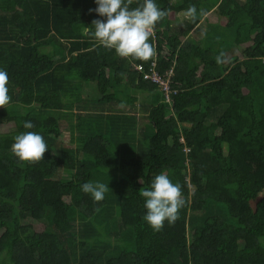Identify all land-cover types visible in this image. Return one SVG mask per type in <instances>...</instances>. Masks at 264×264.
<instances>
[{"label": "trees", "instance_id": "1", "mask_svg": "<svg viewBox=\"0 0 264 264\" xmlns=\"http://www.w3.org/2000/svg\"><path fill=\"white\" fill-rule=\"evenodd\" d=\"M155 3L168 15L140 61L85 33L105 19L95 0H0V264H264V0ZM191 5L217 17L195 42L205 15L172 25ZM152 63L167 97L142 78ZM26 131L42 162L13 154ZM161 173L185 206L156 232L140 192ZM86 182H106L103 201Z\"/></svg>", "mask_w": 264, "mask_h": 264}, {"label": "clouds", "instance_id": "2", "mask_svg": "<svg viewBox=\"0 0 264 264\" xmlns=\"http://www.w3.org/2000/svg\"><path fill=\"white\" fill-rule=\"evenodd\" d=\"M95 3L97 7L89 11L105 19H94L91 24L94 32L86 27L85 33L98 46L114 49L119 57L131 60L149 61L154 57L155 50L149 38L154 35L157 23L168 15L167 11L157 6L155 0H143V4L135 8L130 7L132 0H95ZM204 15L207 13L203 10L198 13L196 6L191 5L180 14V23H195L199 16ZM8 83V73L0 70V108L7 109L11 101ZM23 126L32 129L34 124L25 121ZM14 140L12 151L20 161L37 163L44 160L48 147L39 133L26 131L15 136ZM81 188L84 193L91 194L95 202L103 201L109 190L104 183L92 182L84 183ZM140 195L145 199L144 207L147 210L144 220L154 231H161L166 221L171 226L179 220L180 210L185 206L182 185L174 184L166 174L155 176L150 189L142 190Z\"/></svg>", "mask_w": 264, "mask_h": 264}, {"label": "rangeland", "instance_id": "3", "mask_svg": "<svg viewBox=\"0 0 264 264\" xmlns=\"http://www.w3.org/2000/svg\"><path fill=\"white\" fill-rule=\"evenodd\" d=\"M181 14V13H180ZM180 14H178V15H176V19H175V21L173 22V26L174 27H176L177 29L178 28H184V26H186L188 23L187 22H185V24H183V25H181V23H180ZM206 21H208L209 23H215L216 21H217V17H216V15H215V13L214 12H209L207 15H205L204 16V19H202L199 23H198V25L196 26V27H198L201 31L200 32H197V31H190L189 33H188V35L186 36V39L187 40H192V41H197V40H199L201 37H202V32L206 29ZM49 48L47 47L46 48V50H48ZM238 52L239 51H235V54H238ZM227 56H229V57H231V54H227ZM94 94L93 93H90V96H93ZM144 96V95H143ZM143 96L141 95V96H139V97H141V99L143 100ZM75 111H78V106H76L75 107V110L74 111H71L70 113L71 114H73V112H75ZM70 113H66L68 116H72ZM73 120H75L74 118H73ZM65 141V140H64ZM63 178H69V174H67V173H63ZM114 177H117V175L115 174V175H113V178ZM104 184H106V182L104 183ZM26 223H32V224H35V222L33 221V220H30V219H27L26 221H25ZM261 241V243L263 244V247H264V240H260Z\"/></svg>", "mask_w": 264, "mask_h": 264}, {"label": "built area", "instance_id": "4", "mask_svg": "<svg viewBox=\"0 0 264 264\" xmlns=\"http://www.w3.org/2000/svg\"><path fill=\"white\" fill-rule=\"evenodd\" d=\"M134 68L137 69L138 71H143V67L141 65H134ZM155 64L152 63L151 67L149 69V73L145 72L143 74V80H148L151 83L158 84L161 86L162 91L164 92L165 96L167 97V93L169 92V87H168V80H163L160 75L155 71Z\"/></svg>", "mask_w": 264, "mask_h": 264}]
</instances>
